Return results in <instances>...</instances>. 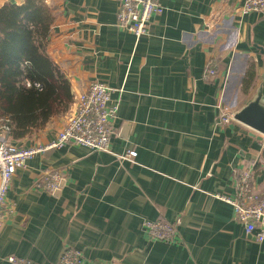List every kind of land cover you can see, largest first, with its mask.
Returning <instances> with one entry per match:
<instances>
[{
  "label": "crops",
  "instance_id": "obj_1",
  "mask_svg": "<svg viewBox=\"0 0 264 264\" xmlns=\"http://www.w3.org/2000/svg\"><path fill=\"white\" fill-rule=\"evenodd\" d=\"M158 1L163 13L136 39L116 26V0H41L53 15L46 54L71 93L92 81L115 89L112 153L65 146L18 169L0 264H12L9 255L55 264L65 246L82 252V264H264V242L218 196L232 195L234 169L249 165L264 190V137L216 121L221 96L237 112L260 88L264 105V15H240L244 0ZM24 2L0 0V8ZM209 60L216 74L205 78ZM250 65L253 79L243 85ZM72 110L16 144L48 143ZM127 150L136 151L133 161L119 157ZM42 170L63 171L57 194L35 188ZM176 219L173 242L152 240L142 227Z\"/></svg>",
  "mask_w": 264,
  "mask_h": 264
},
{
  "label": "built area",
  "instance_id": "obj_2",
  "mask_svg": "<svg viewBox=\"0 0 264 264\" xmlns=\"http://www.w3.org/2000/svg\"><path fill=\"white\" fill-rule=\"evenodd\" d=\"M116 26L134 35L136 39L147 35L153 17L160 15L164 7L158 0H116ZM240 15L251 12L264 15V0H244L239 7ZM216 74L212 60L204 68L205 78ZM29 85L28 82H26ZM115 89L99 81L90 82L81 92L73 95V110L63 127L46 144L29 146L14 144L9 138V130L0 125V228L7 213H12V205L7 203V192L18 169L27 167V162L37 154L65 146L83 147L92 151L112 153L111 136L113 120L117 116L118 102L113 101ZM216 121L220 125L229 124L235 112L225 102L223 96L216 103ZM264 137V136H263ZM133 161L136 151L127 150L119 156ZM64 173L59 170H42L38 173L35 188L50 195L57 194L63 187ZM253 165L234 169L232 195H218L229 203L234 219L245 232L253 234L258 243L264 242V190L254 185ZM179 219L173 222L143 220L142 227L150 239L162 242L176 241ZM6 260L12 264H37L30 259L9 255ZM82 252L65 246L55 264H82Z\"/></svg>",
  "mask_w": 264,
  "mask_h": 264
},
{
  "label": "trees",
  "instance_id": "obj_3",
  "mask_svg": "<svg viewBox=\"0 0 264 264\" xmlns=\"http://www.w3.org/2000/svg\"><path fill=\"white\" fill-rule=\"evenodd\" d=\"M52 22L41 0L0 8V125L8 128L13 143L66 113L73 103L69 81L46 54ZM252 76L250 65L243 85Z\"/></svg>",
  "mask_w": 264,
  "mask_h": 264
},
{
  "label": "water",
  "instance_id": "obj_4",
  "mask_svg": "<svg viewBox=\"0 0 264 264\" xmlns=\"http://www.w3.org/2000/svg\"><path fill=\"white\" fill-rule=\"evenodd\" d=\"M234 119L254 129L260 136H264V105L260 88L253 100L235 112Z\"/></svg>",
  "mask_w": 264,
  "mask_h": 264
},
{
  "label": "rangeland",
  "instance_id": "obj_5",
  "mask_svg": "<svg viewBox=\"0 0 264 264\" xmlns=\"http://www.w3.org/2000/svg\"><path fill=\"white\" fill-rule=\"evenodd\" d=\"M249 64V62H247V65ZM247 70V68L245 69V71ZM14 144H16V143H14Z\"/></svg>",
  "mask_w": 264,
  "mask_h": 264
}]
</instances>
